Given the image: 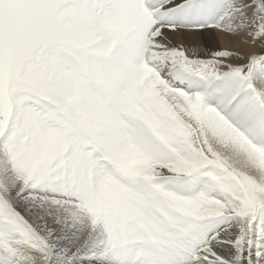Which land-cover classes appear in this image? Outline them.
Masks as SVG:
<instances>
[{"label": "snow or ice", "instance_id": "6c2138e0", "mask_svg": "<svg viewBox=\"0 0 264 264\" xmlns=\"http://www.w3.org/2000/svg\"><path fill=\"white\" fill-rule=\"evenodd\" d=\"M0 264H264V0H0Z\"/></svg>", "mask_w": 264, "mask_h": 264}]
</instances>
